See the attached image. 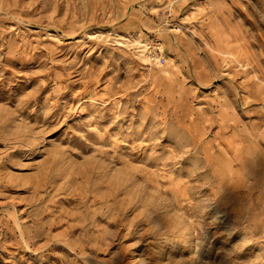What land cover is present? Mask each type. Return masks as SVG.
I'll return each mask as SVG.
<instances>
[{
    "label": "rangeland",
    "instance_id": "374dc122",
    "mask_svg": "<svg viewBox=\"0 0 264 264\" xmlns=\"http://www.w3.org/2000/svg\"><path fill=\"white\" fill-rule=\"evenodd\" d=\"M0 264H264V0H0Z\"/></svg>",
    "mask_w": 264,
    "mask_h": 264
}]
</instances>
